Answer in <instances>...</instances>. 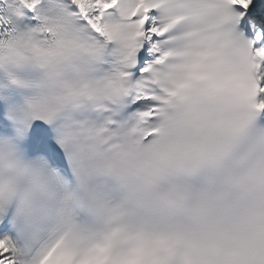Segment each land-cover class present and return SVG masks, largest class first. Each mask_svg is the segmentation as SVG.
Segmentation results:
<instances>
[{
	"label": "snow or ice",
	"instance_id": "1",
	"mask_svg": "<svg viewBox=\"0 0 264 264\" xmlns=\"http://www.w3.org/2000/svg\"><path fill=\"white\" fill-rule=\"evenodd\" d=\"M0 264H264V0H0Z\"/></svg>",
	"mask_w": 264,
	"mask_h": 264
}]
</instances>
